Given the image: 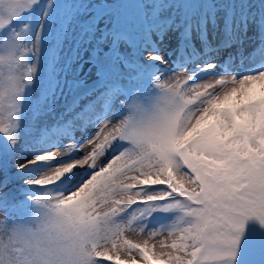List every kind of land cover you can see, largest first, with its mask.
<instances>
[{
    "label": "snow or ice",
    "instance_id": "snow-or-ice-1",
    "mask_svg": "<svg viewBox=\"0 0 264 264\" xmlns=\"http://www.w3.org/2000/svg\"><path fill=\"white\" fill-rule=\"evenodd\" d=\"M0 264H264V0H0Z\"/></svg>",
    "mask_w": 264,
    "mask_h": 264
},
{
    "label": "rangeland",
    "instance_id": "rangeland-1",
    "mask_svg": "<svg viewBox=\"0 0 264 264\" xmlns=\"http://www.w3.org/2000/svg\"><path fill=\"white\" fill-rule=\"evenodd\" d=\"M82 75H83V73H82ZM38 150L39 151H44V150H46L44 147H39L38 146ZM86 149H83L82 151H85ZM27 158H29L27 155H25V157H24V159H27ZM65 160V162H68V160L69 159H64ZM38 167H40L41 168V170H43V168H44V166H38Z\"/></svg>",
    "mask_w": 264,
    "mask_h": 264
},
{
    "label": "bare ground",
    "instance_id": "bare-ground-1",
    "mask_svg": "<svg viewBox=\"0 0 264 264\" xmlns=\"http://www.w3.org/2000/svg\"><path fill=\"white\" fill-rule=\"evenodd\" d=\"M94 131V130H93ZM83 150V149H82ZM82 150H81V152H82ZM74 155H79V154H75L74 153ZM64 159H70V157H65Z\"/></svg>",
    "mask_w": 264,
    "mask_h": 264
}]
</instances>
